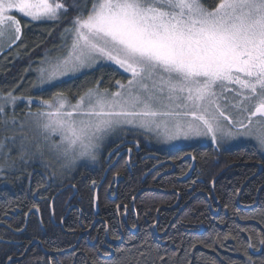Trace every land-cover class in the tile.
<instances>
[{
  "label": "snow or ice",
  "instance_id": "obj_1",
  "mask_svg": "<svg viewBox=\"0 0 264 264\" xmlns=\"http://www.w3.org/2000/svg\"><path fill=\"white\" fill-rule=\"evenodd\" d=\"M70 8L78 14L61 33L67 53L46 56L35 69L33 87L47 91L65 78L108 65L129 78L126 84L117 80L112 93L100 90L101 78L75 103L62 92L47 100L26 98L46 110L27 113L44 145L21 137L23 163L43 158L45 147L63 170L80 160L95 162L104 139L118 131L142 132L164 142L206 138L218 145L251 139L264 150V0H219L211 10L201 0H92L90 8L87 0L83 6L75 0L72 5L0 0V50L22 36L20 21L9 14L13 10L33 22H59ZM225 93H233L236 102ZM18 99L12 92L0 95V122L16 123L3 118ZM8 139L15 141L14 136L0 141L5 163ZM247 264L254 262L249 258Z\"/></svg>",
  "mask_w": 264,
  "mask_h": 264
},
{
  "label": "trees",
  "instance_id": "obj_2",
  "mask_svg": "<svg viewBox=\"0 0 264 264\" xmlns=\"http://www.w3.org/2000/svg\"><path fill=\"white\" fill-rule=\"evenodd\" d=\"M54 2L72 5L74 0ZM201 2L211 10L219 0ZM75 3L83 6L85 0ZM91 4L92 0H87L88 8ZM77 14L76 8H70L59 22H30L19 17L21 39L0 54L1 95L12 92L16 97L50 99L53 93L62 92L76 101V97L95 88L101 78L99 87L104 90H113L117 80H127L117 68L101 66L47 91L35 90L33 69L58 44L62 31ZM39 108L20 105L13 109V114L22 115ZM3 128L0 122V141L11 137L1 132ZM135 140L142 152L155 159L132 167L136 158H132L131 164L122 158L107 172L103 185L99 184L106 156L122 144H131L129 139L119 138L111 143L101 165L83 168L62 181L51 180L49 173L45 176V169L36 162L23 163L14 158L5 163V157H0V164H4V170L0 171V224L18 231L24 226L26 212L36 207L46 230L43 235L31 217L25 232L18 237L21 242L18 246L0 243V264H6L17 251L22 253L34 239L43 249L59 253L58 264H247L249 258L254 264L264 262V245L260 243L264 240V156L253 143L227 150L196 144L162 151L143 137ZM12 142V139L5 141L3 150L7 151ZM13 162L14 166L9 168L8 164ZM159 162H171L173 166L167 164L156 169ZM113 175L122 181L115 197L112 190L109 198L107 188ZM96 186H99L98 214L94 217ZM60 189L63 191L55 197ZM52 198L57 227L50 220ZM69 204L75 207L67 213ZM118 205L120 217L126 206L127 229L121 219L118 224L115 211ZM94 219L98 221L92 229ZM82 231L89 233L77 243ZM0 238L15 237L0 227ZM46 262L47 257L36 263L26 258L23 263ZM52 263L56 264L54 260Z\"/></svg>",
  "mask_w": 264,
  "mask_h": 264
},
{
  "label": "rangeland",
  "instance_id": "obj_3",
  "mask_svg": "<svg viewBox=\"0 0 264 264\" xmlns=\"http://www.w3.org/2000/svg\"><path fill=\"white\" fill-rule=\"evenodd\" d=\"M50 2H54V0H50ZM9 14L14 15L16 17V19H18V20H19V17H22V18H24V19H26V20H28L30 22H33V21H31L30 18L24 17L22 14H19L15 10H13ZM44 21H47V20H44ZM36 22H41V21H36ZM69 26H70V22H69ZM21 27H22V25H21ZM63 43H64V41L61 39V35H60L58 44L54 45L49 51H47V53L44 55V58L42 60H44L46 56L48 58L55 59L57 57H63L64 55H66L67 48L66 47H61V45ZM68 43H70V41ZM13 45L14 44H11L10 47H7V48H4L3 50H0V54L3 51L11 48ZM40 65H41V62L38 64L37 67H39ZM108 66H113V67L118 69V66H115V65H108ZM99 67H101V66H99ZM36 68H34L33 71L36 74V81H37V75L38 74L35 71ZM96 68H98V67H96ZM90 71L91 70H84L81 74H77L75 77L65 78L64 81L70 80V79H73V78H77L79 76H82V75L90 72ZM119 71L122 74H124L125 76H127V80H128L129 75L124 73L122 70H119ZM127 80L125 82H121V83L126 84ZM35 90H38V89L35 88ZM100 90H104V89L100 88ZM117 90H118V88L115 85V88L113 90H107V91L109 93H112V92H116ZM225 95L228 96L230 103H235L236 102L235 100L232 99L233 93H225ZM20 98L21 99H18L16 101V104H15L14 108L16 106H20V105H26V106L29 107V109H30V106H32V105L39 106L37 103H32V104L27 103L26 98H28V97H20ZM32 99L33 100H37L35 98H32ZM42 100H47V99H42ZM70 102L71 103H75L76 101H71L70 100ZM221 104L223 106V101H221ZM14 108L11 105L7 106L6 109H5L6 116L3 119L4 120H8V121H11L12 119H14L16 121V123L12 124V123L9 122L7 125H5L3 123V127H4L3 129L4 130L1 131V132L10 134L11 137L14 136L15 137V141L12 142V143H9L7 151L3 150V152L4 153H9V151H10V155H8L7 160L16 158L19 161H21L19 159V144H20L21 137L26 136L29 141L33 142V144H35V142L39 141L42 146L44 145V141H43V139H42V137L40 135V131L35 127L34 123H32L33 118L29 117L27 115V113H29L30 111L33 112V113L37 112V111L29 110V111L25 112L24 114L20 115V114H13V109ZM43 110H46V109L39 108L38 111H43ZM229 111L230 112H234L233 109H230ZM21 124L24 125L23 128H21ZM129 136H132V137H129ZM135 137H141V138L143 137V139L148 141L153 148L159 149V150H162V151H168V150H170L172 148L186 147V146H192V145H196V144H198V145H210V146H212L215 149L219 148L221 150H227V149H230L232 147H235V146H237L239 144L246 143V142L253 143L259 149V145L256 143V141L255 140H251V139L230 140V141H226L224 143L218 144V145L213 144L210 139H206V138H194V139H191V140H183V139H181V140L172 141V142H164L162 137L161 138H157L154 135H145L142 132L118 131L116 133L108 135L104 139V141L102 142V146H101L100 152L98 154V158H97V160L95 162H91V161H88V160H80V161H77L75 167L72 168L71 170H63L61 168V166H60V162H57L55 160L54 154L48 152L47 148L45 147L44 148L45 155H44L43 158L36 157L33 161H30L28 163H32V162L38 163L40 166H42L45 169V171H46V172H44L45 176L48 175L47 173H49V178L51 180L55 179L56 181H62V180H64L65 178H67L69 176L75 175L77 171H80L83 168H95L97 165H101V159L104 158L105 155L109 152L107 150L108 146L111 143L115 142L119 138L129 139L130 142H134L135 144H137V142H138V144H140L139 141L135 140ZM53 139H57V138L54 137ZM259 151L264 156V150L259 149ZM0 157L4 158L3 155H0ZM42 159H43L44 162H47L50 165V167H45L44 163L42 162ZM85 165H87V166H85ZM53 172H56V176L55 177H53V175H52Z\"/></svg>",
  "mask_w": 264,
  "mask_h": 264
},
{
  "label": "flooded vegetation",
  "instance_id": "obj_4",
  "mask_svg": "<svg viewBox=\"0 0 264 264\" xmlns=\"http://www.w3.org/2000/svg\"><path fill=\"white\" fill-rule=\"evenodd\" d=\"M129 143V142H128ZM119 148V151L116 155H113L111 156V158L109 159V154L106 156V160H105V169L104 171L106 172H109V170H111L112 167H114L117 162L122 159V158H125V161L127 164H131V161H132V158H136V163H134L132 165V167H135L137 163H142L144 160H147L149 158H154V156H152L151 154H147V153H144L142 152L141 150V145L139 144V147L136 146L135 143L131 142V144H122ZM131 149V152H129L128 150ZM111 153V152H110ZM167 164H171V162H167V163H156L155 165V168L156 169H159V168H162L164 166H166ZM171 166H173V164H171ZM104 172V173H105ZM107 175L106 174V177L102 183V185L104 184V182L107 180ZM116 176V175H115ZM114 175L110 178L109 180V186L107 188V196L110 198V194H111V191L113 190L114 192V197L116 195V192H117V188H118V184H119V181H122L121 178L119 177H115ZM103 178V177H102ZM114 178H116V181L113 182ZM145 178V177H144ZM102 180V179H101ZM69 188H74V186L72 185H69L68 186ZM97 187V186H96ZM94 187H92L93 189ZM99 189V188H98ZM96 190V189H95ZM63 190L60 189L58 190V192L55 193V197L60 194ZM76 191H74V194H75ZM95 193V192H94ZM98 193V191H97ZM52 200L54 201V198H52ZM51 200V202H52ZM51 202H50V212H51V217H50V220L52 221L53 223V226L54 227H57V225L54 223V218H53V209L51 208ZM70 206L68 207L67 209V213L72 209L74 208L75 206L73 204H69ZM52 207H53V202H52ZM36 208V207H35ZM33 209V208H32ZM38 209V208H37ZM119 208L115 209L116 211V218H117V221H118V224L120 223V219L122 220L124 226L126 227L127 229V226L125 224V219H126V216H127V209L124 207V214L122 217L119 216ZM31 209H29L26 214L30 211ZM40 213V211H39ZM25 214V216H26ZM98 214V213H97ZM93 216L96 217L97 215H95L93 213ZM31 217H34L35 220L37 221L38 223V228L40 229V231H42V234L44 235L46 233V230H45V226L43 224V221H42V218H41V214L39 216V218L35 215H30L28 217V219L26 220L24 218V226L23 228L19 229L18 231H15V230H12V228L10 226H6L4 224H0V227L3 228L4 230H8L11 234L14 235L15 238H12V239H5V238H0V243L1 244H13V245H19L21 242H19L18 240V237L23 233L25 232L26 228H27V225H28V222H29V219ZM63 221V220H62ZM61 221V222H62ZM98 221V219H94V222H93V226H92V229L94 227V223ZM60 226L62 227V225L60 224ZM104 226H105V231L107 233V227H106V223H104ZM60 227V228H61ZM155 228V227H154ZM91 231V229L89 230ZM88 232H85V231H82L81 234L78 235V240H77V243L79 242V240L83 237V236H86ZM12 240V241H11ZM34 246L36 247L34 249ZM59 256V253H52V252H49L47 251L46 249H43V247L41 246V244L39 243L38 240H33L32 242H30L29 245H27L24 249V251L22 253H20L19 251L16 252L15 256L12 257V260L9 261V259L6 261V264H24V260H29V261H36L39 260V259H46L47 257V264H53L52 263V260L55 261L56 264H58V257ZM17 257V258H16ZM49 257V258H48ZM51 257V258H50ZM52 257L54 259H52Z\"/></svg>",
  "mask_w": 264,
  "mask_h": 264
},
{
  "label": "water",
  "instance_id": "obj_5",
  "mask_svg": "<svg viewBox=\"0 0 264 264\" xmlns=\"http://www.w3.org/2000/svg\"><path fill=\"white\" fill-rule=\"evenodd\" d=\"M107 171H108V170H107ZM107 171L104 173L103 178H102V180L100 181V184H99V185H101V184L103 183V181H104V179H105V177H106ZM115 181H116V178H114L113 182H115ZM93 187H94V186H93ZM98 188H99V186L96 187V190H95V193H94V199H93V200H94L93 209H94V214H95V215H97V213H98V198H97V191H98ZM52 202H53V200H52ZM52 202H51V208H52ZM30 215H35V216H37V217L39 218V216H40L39 210H38L37 208H33V209H31V210L26 214L25 219L27 220L28 217H29ZM61 225H62V222H61ZM116 243H118V242H116Z\"/></svg>",
  "mask_w": 264,
  "mask_h": 264
},
{
  "label": "bare ground",
  "instance_id": "obj_6",
  "mask_svg": "<svg viewBox=\"0 0 264 264\" xmlns=\"http://www.w3.org/2000/svg\"><path fill=\"white\" fill-rule=\"evenodd\" d=\"M129 202V201H128ZM33 220V219H32ZM38 231V230H37ZM34 235V234H33ZM21 238V237H20ZM12 241V240H11ZM17 258V257H16Z\"/></svg>",
  "mask_w": 264,
  "mask_h": 264
}]
</instances>
